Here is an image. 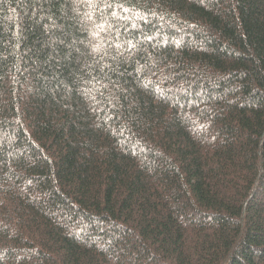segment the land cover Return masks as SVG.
<instances>
[{"label":"trees","instance_id":"16d2710c","mask_svg":"<svg viewBox=\"0 0 264 264\" xmlns=\"http://www.w3.org/2000/svg\"><path fill=\"white\" fill-rule=\"evenodd\" d=\"M0 264H264V0H0Z\"/></svg>","mask_w":264,"mask_h":264},{"label":"snow or ice","instance_id":"6c2138e0","mask_svg":"<svg viewBox=\"0 0 264 264\" xmlns=\"http://www.w3.org/2000/svg\"><path fill=\"white\" fill-rule=\"evenodd\" d=\"M101 30H103V25H100Z\"/></svg>","mask_w":264,"mask_h":264}]
</instances>
